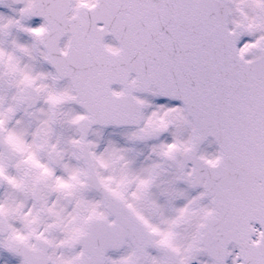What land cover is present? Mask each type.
<instances>
[{
  "label": "snow or ice",
  "instance_id": "obj_1",
  "mask_svg": "<svg viewBox=\"0 0 264 264\" xmlns=\"http://www.w3.org/2000/svg\"><path fill=\"white\" fill-rule=\"evenodd\" d=\"M0 264H264V0H0Z\"/></svg>",
  "mask_w": 264,
  "mask_h": 264
}]
</instances>
